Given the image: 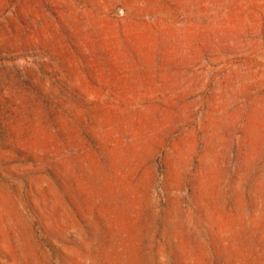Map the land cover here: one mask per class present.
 <instances>
[{
    "label": "rangeland",
    "instance_id": "rangeland-1",
    "mask_svg": "<svg viewBox=\"0 0 264 264\" xmlns=\"http://www.w3.org/2000/svg\"><path fill=\"white\" fill-rule=\"evenodd\" d=\"M0 264H264V0H0Z\"/></svg>",
    "mask_w": 264,
    "mask_h": 264
}]
</instances>
